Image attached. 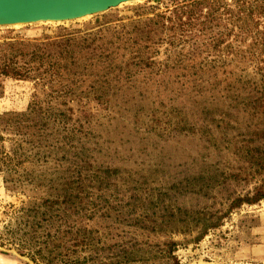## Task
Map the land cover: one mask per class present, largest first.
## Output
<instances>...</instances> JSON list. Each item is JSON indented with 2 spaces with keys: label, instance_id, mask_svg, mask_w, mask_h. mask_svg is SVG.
Instances as JSON below:
<instances>
[{
  "label": "trees",
  "instance_id": "1",
  "mask_svg": "<svg viewBox=\"0 0 264 264\" xmlns=\"http://www.w3.org/2000/svg\"><path fill=\"white\" fill-rule=\"evenodd\" d=\"M257 6L188 0L172 9L174 18L156 13L85 32L62 27L1 41L0 95L7 78L34 81L42 95L24 110L0 113V172L10 189L32 184L43 192L12 210L1 245L34 264H127L139 251L126 246L137 244V234L110 242L97 219L200 240L234 209L263 200L264 31ZM242 35L251 38L245 47L237 44ZM184 37L189 43L180 45ZM164 43L165 57L157 60L156 46L159 54ZM85 101L123 128L153 132L155 141L140 137L146 143L136 148L158 146L161 153L182 139L197 147V156L156 179L159 195L145 202L141 215L139 191L147 180L98 160L111 147L75 119L73 103ZM250 183L256 185L243 193ZM105 186L116 190L113 206L95 196ZM127 195L130 207L122 203Z\"/></svg>",
  "mask_w": 264,
  "mask_h": 264
},
{
  "label": "rangeland",
  "instance_id": "2",
  "mask_svg": "<svg viewBox=\"0 0 264 264\" xmlns=\"http://www.w3.org/2000/svg\"><path fill=\"white\" fill-rule=\"evenodd\" d=\"M185 1L188 0H135L75 20L41 21L19 24L17 27L3 25L0 26V42L11 38L32 39L41 37L44 34H54L62 27L80 29L83 32L96 30L104 25L116 26L121 22L126 23L134 19L152 17L156 13H166L167 16L171 15L174 18L175 14L172 13V9ZM252 1L257 3V8L262 7V13H257L256 18L259 22V28L264 31V0ZM229 26L231 27V25ZM237 31L238 29L235 30V33ZM189 40V38L184 37L180 45H187ZM250 40V37L245 39V36L242 35L237 44L245 47L246 42L248 43ZM166 47L167 44H161L158 54V45L156 46L157 60L165 57L164 50ZM39 94L42 95L40 86L36 82L7 78L4 81L3 93L0 95V113L10 110H24L29 102ZM73 106L75 108V119L84 123L86 127H91L94 132L102 134L101 141H104L106 147H111L106 155L99 156L98 160H104L110 164L114 162L130 169L136 173L135 176H142L144 177L142 179L147 180L139 191L142 207H140V203L137 207V215H141L146 211L145 202L149 203L155 195H159L158 186L160 181L156 180L158 177L163 179V176L173 173L180 163L191 160L194 155L197 156V147L192 146L186 139H182L179 143L175 141L168 143L161 153L158 152L160 151L158 146L157 148L152 146L136 148V146L145 145L146 143V140L141 141L140 137L147 138L153 135V132L150 133L141 129L140 133L137 134L132 126L123 128L120 119H111L108 111L92 101L85 104L73 103ZM84 112L89 113L88 116ZM118 122L120 125L117 124ZM116 125L120 127L114 129ZM121 137H124V139L129 138L131 141L122 142ZM153 137L155 135L147 141H155L152 139ZM5 145L9 147L10 141H6ZM27 166L37 169L40 167L34 163H28ZM26 185L24 190L10 189L4 181V174L0 172V230L9 220L12 210L20 207L33 196L43 193L40 189H34L32 184ZM254 185L256 184H248L242 190L243 193L252 190ZM95 192V196L98 195V202L105 205H114V196H110V194L116 192L114 187L110 186V189L108 186L101 187L96 189ZM128 202L127 195L122 203L130 207ZM144 204L145 206H143ZM218 206L219 204L216 207ZM127 207L126 209H129ZM162 214L158 196V220L161 219L159 216ZM97 220V229L101 234L103 233L104 236L109 237L108 241L110 242L115 239L130 241V235L137 234V244L131 242L126 244L130 250L139 249L134 254L135 260H131L127 264H264V199L255 204L245 203L234 209L223 219L219 227L210 229L200 240H193L194 236L184 233L164 234L159 227L158 233L132 227L130 220H125L119 224L110 221V218ZM194 235H196V232ZM169 240L176 241L177 246L174 248L171 245L166 247L165 243ZM0 264L34 263L28 257L19 254L15 249L2 246L0 239Z\"/></svg>",
  "mask_w": 264,
  "mask_h": 264
},
{
  "label": "water",
  "instance_id": "3",
  "mask_svg": "<svg viewBox=\"0 0 264 264\" xmlns=\"http://www.w3.org/2000/svg\"><path fill=\"white\" fill-rule=\"evenodd\" d=\"M135 0H0V26L69 21Z\"/></svg>",
  "mask_w": 264,
  "mask_h": 264
},
{
  "label": "bare ground",
  "instance_id": "4",
  "mask_svg": "<svg viewBox=\"0 0 264 264\" xmlns=\"http://www.w3.org/2000/svg\"><path fill=\"white\" fill-rule=\"evenodd\" d=\"M85 17H87V16H85ZM46 22H47V21H46ZM14 26H16V27H17V26H19V24H14Z\"/></svg>",
  "mask_w": 264,
  "mask_h": 264
}]
</instances>
